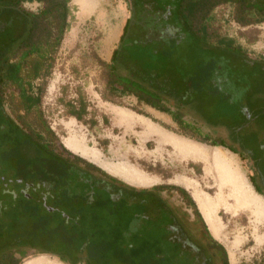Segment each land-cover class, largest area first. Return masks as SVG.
I'll use <instances>...</instances> for the list:
<instances>
[{"label": "rangeland", "instance_id": "rangeland-1", "mask_svg": "<svg viewBox=\"0 0 264 264\" xmlns=\"http://www.w3.org/2000/svg\"><path fill=\"white\" fill-rule=\"evenodd\" d=\"M234 5L232 1L224 0L211 9L209 31L214 37L235 39L250 59L264 57V23L248 21L242 25L235 16ZM23 7L35 11L38 5L24 2ZM68 8L67 26L60 43L42 61L40 75L31 84V92L38 95L39 103L28 111L22 109L18 91L14 86H8L2 93L7 113L27 130L36 127L41 131H52L53 136L45 133L44 136L53 142L57 153L66 154L87 168V179L84 180L99 181L103 176L135 189L158 188L170 204L195 218L198 236L207 235V232L195 208L188 202L192 199L204 217L199 204L200 199L203 200L219 234L213 233L205 220L207 231L224 248L228 264H264V195L256 191L250 180V161L240 152L198 138L211 136L210 130L192 132L191 128H181L167 113L140 102L135 95L110 91L108 66L129 14L126 0H70ZM203 54L199 50L193 54L191 50L187 55L192 59L189 67L198 66L197 69L203 71L199 77L201 85L213 92L216 105L211 111L212 116L224 114L227 121H233L238 127L237 133L227 137V144L258 157V153L264 151V65L234 63L230 58L227 60L225 51L214 56L220 67L214 63L212 69V60L206 59L209 66H200ZM193 73L196 75V68ZM192 80L195 81V76ZM112 105L150 117L176 136L209 148L211 157L214 152L223 151L228 163L195 158L170 144H161L154 137H146V127L138 123H134L131 130L125 126L117 127L109 111ZM20 112L24 121L19 119ZM73 112L80 116L77 118ZM4 150L7 149L1 147L0 133V177L14 180L15 175L25 171L21 166L17 169L9 166V158L2 156ZM65 151L71 154L67 155ZM11 168L13 171H6ZM79 168L80 165L70 166L68 172H73L74 176L66 183H79L77 181L82 178L78 175ZM29 175L21 174L27 181H30ZM36 179L40 186L43 178L39 173ZM5 184L0 179V239L11 230H18L13 204L21 200L11 197ZM8 185L18 188L20 184ZM176 189L186 193L188 201ZM30 193L38 196L37 191L30 190ZM35 203L36 199L27 205L34 209ZM87 204L89 206L80 204L82 211L97 212L109 227L117 226L120 221H113L103 213L120 218L127 212L109 202L95 206L88 200ZM147 241L134 249L130 264H149L148 259L155 258L157 248ZM162 249L163 255L170 251L169 245ZM176 256L178 258L172 260V264L182 263L186 252ZM50 263L65 264L50 254L29 255L20 262Z\"/></svg>", "mask_w": 264, "mask_h": 264}, {"label": "trees", "instance_id": "trees-1", "mask_svg": "<svg viewBox=\"0 0 264 264\" xmlns=\"http://www.w3.org/2000/svg\"><path fill=\"white\" fill-rule=\"evenodd\" d=\"M33 1L41 3V7L36 11L23 7L24 2ZM69 1L0 0L1 103L2 93L8 86H14L18 91L17 95L22 109L28 111L39 103L38 95L31 92V84L40 75L42 61L60 43L67 26ZM150 1H152L155 10L153 8L151 10L154 21L150 22L149 25L151 28L155 26V29L151 31L147 28L148 25L143 24L136 26L137 19L132 20L131 17L125 20L118 44L112 50L108 66V87L110 91L135 95L140 102L167 113L181 128H191L192 132L208 129L214 134L226 130L227 135L231 137L232 134L238 132V127L233 121H227L224 114L222 117L212 116L211 111L216 105L215 98L212 95L213 92L201 85L199 77L203 71L197 69L198 66L189 67L192 59L187 55L191 50H193V54H196L197 50L205 53L201 57L200 66L202 64L204 67L209 66L208 60H212V69L214 63H216V67H220V63L214 59V56L225 51H227V60L230 58L234 63L245 64L246 66L254 64L247 58L242 45L233 38L214 37L212 32L209 31L210 11L223 0ZM144 7V3L135 1L132 11L133 17L140 16L139 10ZM163 7L168 10L167 15H162L164 13ZM142 27H144V30H140ZM17 51L19 55L14 58L13 56ZM208 56L210 57L208 58ZM195 68L196 75L193 73ZM194 76L195 81L193 82ZM73 114L77 118L80 116L77 112H73ZM0 120L1 147L11 146L13 151L19 148L35 150L37 156L28 160V163L42 164L45 167V169H41L35 174L37 176L39 173V177L53 182L49 184L51 196L66 197L68 206L76 208L73 211L79 210L82 212L80 204L89 206L87 202L90 200L91 205L94 204L95 206H104L108 202L116 207L119 206V209L127 211L133 219L145 214L150 220H148L150 223L149 231L134 234L131 237L132 239L130 238L135 245L134 249L136 250L141 246L144 240H148L147 243L157 248L154 254L158 251L155 258L149 261L151 264L161 263V261V264H172V260L178 258L176 254L178 255L179 251L184 248L181 247L180 249L179 244L173 242L175 239L172 238L176 237L162 235L152 229L151 223L153 222L163 223L164 226L176 224L169 207L152 190L135 189L123 183H105V181L113 179L100 175L99 181L84 180L87 179V168L84 165L70 159L66 154L54 152L51 146L46 145L43 137L46 138L45 134L53 136L52 131L44 129L43 133H37L31 130L27 134L22 129L23 127H19L15 120L6 113L2 105ZM214 134H211L212 137L206 135L203 137L198 136V138L202 139L201 141L208 140L213 145L223 146L238 153L236 149ZM29 138H32L37 146L34 147L29 144ZM65 152L67 155L71 154L69 151ZM262 154V152L258 153L259 156H262ZM71 165H80L78 175L82 178L77 181L79 183H66L68 179H71L70 177L74 176L73 172H68ZM62 168H64V171ZM21 174L27 176L32 173L29 171L18 173V175ZM250 180L252 182V179ZM84 181L88 183H81ZM254 188L261 193L255 186ZM27 201V198L22 197L17 202L21 205L20 209L17 210L16 208L17 219L15 222L17 228H22L19 226H23L24 219L37 218L38 208L30 211V207L27 205L29 202ZM190 204L195 208L197 216L207 231V224L198 206H195L192 199H190ZM58 205L63 207L61 202ZM91 212L98 214L94 211ZM103 214L111 215L108 213ZM6 237H9V235H6ZM120 238L121 236L117 235L113 240H109L110 238L104 235V240L102 239L101 243L97 244V250L102 254L111 251L112 247L114 253L119 251L118 241ZM24 240L28 242L26 239H22L21 242H24ZM162 245L165 247L169 245L170 251L167 255L162 254V247H164ZM73 254L75 257L72 262L81 255L77 252H73ZM90 256L93 259L95 252L92 251Z\"/></svg>", "mask_w": 264, "mask_h": 264}, {"label": "flooded vegetation", "instance_id": "flooded-vegetation-1", "mask_svg": "<svg viewBox=\"0 0 264 264\" xmlns=\"http://www.w3.org/2000/svg\"><path fill=\"white\" fill-rule=\"evenodd\" d=\"M126 1L129 11L126 19L128 17H131L132 20L137 19L138 23L136 26L143 24L148 25L147 28H149L151 31L155 29V26L151 28L149 25L150 22L154 21L151 10L152 8L155 10V7L152 4V1ZM135 1L144 3L145 7L139 10L140 16L136 15L133 17L132 11ZM33 2H36L38 5L36 10L41 7L40 2ZM232 2L235 4L233 6L235 16L238 21L242 23V25H246L248 21H250L249 23H264V0H234ZM163 8L164 13L162 15H167L168 10H166L165 7ZM140 30H144V27L140 28ZM245 53L250 61L259 63L262 66L264 65V57H259V59H250L247 55V52ZM18 55L19 52L17 51L13 57L16 58ZM19 104L22 108L21 102ZM1 105L6 111L3 102L1 103L0 89V110ZM19 114V119L23 120L24 118L21 115L22 113L20 112ZM15 122L17 123V121ZM18 126L21 128L23 127L20 124H18ZM22 129L25 130L27 134L31 130H34L37 133L42 132L36 127H33L29 130H27L25 127ZM212 133L214 134V132ZM227 134L228 133L226 130H222L221 132H215L214 135L219 137V139H221L223 142L228 143ZM43 140L46 142V145L51 146L55 152V146L53 145V142L44 137ZM29 144H32L34 147L37 146L35 141H32V138H29ZM230 146L234 149H237L234 145ZM6 149L7 150L3 151L2 156L3 159L9 158V166L16 167V169L17 167L21 166L24 171H29L32 174L30 175V181L24 180L21 175H15L16 177L14 180H4L3 176H1L0 179L4 184L6 183L5 188L10 189L9 195L11 197L15 199L18 197H25L28 200L27 202H32L36 199L34 208H38V211L36 214L37 218L35 217V219L32 220L24 219L23 226H19L22 228H18V230H11L7 233L9 237H6L4 234L0 239V264H20L21 260L25 257L37 254H50L63 261L65 264H130V257L133 255L135 248L131 237L134 234L145 233L146 231H149L150 220L145 214H142L135 219H133V217H131L127 212H125L120 218L108 215L110 216L111 220L120 221V224H117V226L109 227L106 222L102 220L100 215L97 216V214H93L91 211H73L76 208H70L68 206V202H66L68 199L66 197L64 198L59 196V198H57L50 195L51 191L49 190V184L53 183L51 180L43 179V181H40L42 183H39L40 186H38L37 182L39 180L36 179L37 176L35 173L41 169H45V167H43L42 164L34 165L28 163V160H31L33 157L37 156V154L35 155V150H25L19 148L16 151H13V147L11 146L7 147ZM258 149L260 151L262 150L261 148ZM237 151L242 153V155H244L250 161L252 167V182L254 186L261 192V194L264 195V151H261L263 153V157L258 156L255 158L249 154H246L243 150ZM12 169L13 168L6 169V171L11 172L13 171ZM7 183H19L20 185L18 188L16 185H13V188H9ZM105 183L120 182L116 180H109L105 181ZM40 187H42L43 190L39 191L38 188ZM30 190L35 192L37 191L38 196H33L30 193ZM150 190H152L157 195V197H159L162 202L169 207L172 214L174 215V221L176 224H168V226H164L162 225L163 223L160 222H153L151 224L153 226L152 229L159 232L160 234L176 237L172 238L175 239L173 242L175 244H179L180 249L181 247L184 248L182 251H179V254L186 252L185 259H183L182 263L177 264H228L224 248H222V246H220V244L216 242L207 231V235L198 236L194 217L190 218L189 213L183 211L177 206L170 204L160 195L158 188ZM176 191L181 195L182 198L187 200V196L181 190L176 189ZM50 200L51 202H49ZM60 202L63 203V207L58 205ZM13 205H15L13 208H17V210L21 207V205L17 204L16 202ZM188 205H191L190 202H188ZM190 207L192 208V205ZM29 210L32 211V208ZM193 216L195 215L193 214ZM104 235H107L110 238L109 240H113L117 235L121 236L118 241L119 251H115L114 253V249L112 247L111 251H107L105 254H102L99 250H97V244L101 243ZM22 239H26L28 242H25V240L24 242H21ZM92 251L95 252V257L93 259L90 256ZM73 252L81 253L80 257L76 258L74 262H72L75 257ZM147 263L151 264L149 260Z\"/></svg>", "mask_w": 264, "mask_h": 264}, {"label": "crops", "instance_id": "crops-1", "mask_svg": "<svg viewBox=\"0 0 264 264\" xmlns=\"http://www.w3.org/2000/svg\"><path fill=\"white\" fill-rule=\"evenodd\" d=\"M113 108H116V110L119 108L121 110L114 111ZM109 111L114 116L115 122H116L114 124L117 127L125 126L128 130H131L133 124L134 123H138L137 125L140 124V125L146 127V130H147L146 137H149V138H153L154 137L161 144H163V143L164 144L165 143L170 144V143H168L166 141H163L161 137H163V136H165V137L166 136L173 137V138H175L177 141H179L181 143V145L184 147V153H186L187 155H191V156H193L195 158H202V159H205L207 161H216V162H220V163H228L226 161V157H225V154L223 153V151H216V152L213 153V156L211 157L212 152H211V150L209 148H207L205 146H201V145L196 144V143H192V142H190L188 140L182 139L179 136H176L171 131H168L165 127H163L162 125L158 124V122L152 120L150 117H147V116H145L143 114L134 112V111H132V110H130L128 108L117 106V105L109 106ZM192 146H197L199 151L201 150V152H205L206 154H204V153L200 154L201 152H199V151H198L199 153H191V152H189L188 150ZM199 204H200V202H199ZM200 208H201V206H200ZM204 218L208 222V219L206 218V215H204Z\"/></svg>", "mask_w": 264, "mask_h": 264}, {"label": "bare ground", "instance_id": "bare-ground-1", "mask_svg": "<svg viewBox=\"0 0 264 264\" xmlns=\"http://www.w3.org/2000/svg\"><path fill=\"white\" fill-rule=\"evenodd\" d=\"M82 1V0H81ZM113 110L114 111H119V110H121V109H117L116 110V108H113ZM162 138V140L163 141H166V142H168V143H170L171 145H173L176 149H178V150H181V151H183L184 152V147L181 145V143L179 142V141H177L175 138H173V137H169V136H163V137H161ZM189 152H191V153H199V152H201V150L199 151V149H198V147L197 146H192L191 148H189V150H188ZM199 151V152H198ZM206 154L205 152H201L200 154ZM191 187V186H190ZM200 206H201V208H202V210H203V212L205 213V215H206V218L208 219V222H209V225H210V228H211V230H212V232L213 233H215V234H219V230L216 228L217 226H215V224H214V222L212 221V219L210 218V214L208 213L209 212V210H208V208H207V205H206V203L203 201V200H201L200 199ZM41 260H39V262H40ZM28 263V262H27ZM30 263V262H29ZM32 263V262H31ZM49 263V262H48ZM51 264V263H50Z\"/></svg>", "mask_w": 264, "mask_h": 264}]
</instances>
